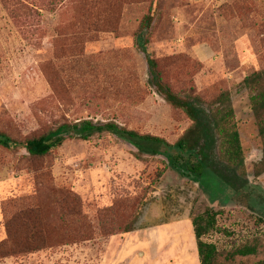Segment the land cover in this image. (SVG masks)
Wrapping results in <instances>:
<instances>
[{
	"label": "rangeland",
	"instance_id": "374dc122",
	"mask_svg": "<svg viewBox=\"0 0 264 264\" xmlns=\"http://www.w3.org/2000/svg\"><path fill=\"white\" fill-rule=\"evenodd\" d=\"M149 13L147 49L174 90H230L247 185L235 191L208 170L185 176L165 155L139 159L111 133L40 158L0 146V243L42 246L0 250V264H201L192 216L208 206L218 227L206 239L222 264H264L263 152L241 86L264 67V0H0V128L25 138L65 120H114L174 143L191 120L151 82L137 44ZM35 200L47 232L15 242L9 222ZM245 244L257 252L239 255Z\"/></svg>",
	"mask_w": 264,
	"mask_h": 264
},
{
	"label": "trees",
	"instance_id": "16d2710c",
	"mask_svg": "<svg viewBox=\"0 0 264 264\" xmlns=\"http://www.w3.org/2000/svg\"><path fill=\"white\" fill-rule=\"evenodd\" d=\"M155 15L149 13L144 17L141 32L137 36V44L147 55L151 73V82L157 92L174 108L182 110L191 120L187 129L174 143L166 138L146 132L131 129L114 120L96 122L90 118H80L75 121L65 120L54 129L38 135L16 138L0 128V146L7 149L25 148L32 157H45L53 150L61 147L67 139L78 138L90 140L96 134L111 133L135 147V155L139 159L165 155L167 162L176 166L183 175L196 179L203 177L208 170L221 178L235 191L242 190L247 185L245 159L246 152L242 140V132L238 121V112L231 99V92L225 89L211 99H205L200 94L185 90H174L162 77L156 58L147 49L146 32L151 26ZM241 86L248 95L254 124L257 127L255 141L263 152V158L255 167L256 175L264 172V67L246 75ZM66 203L67 201L64 200ZM37 202H25L9 222L14 230L12 239L23 232L44 238L45 218L40 213ZM135 206V205H134ZM218 212L208 206L201 213L192 216V223L197 240V249L201 264H222L219 260V249L215 242L206 238L218 227ZM135 230L132 225L123 229V234ZM31 243L19 244L12 241L0 243V250L16 253L27 248L38 249L41 245ZM257 252L255 246L245 244L237 248L242 256Z\"/></svg>",
	"mask_w": 264,
	"mask_h": 264
},
{
	"label": "crops",
	"instance_id": "0c3cea01",
	"mask_svg": "<svg viewBox=\"0 0 264 264\" xmlns=\"http://www.w3.org/2000/svg\"><path fill=\"white\" fill-rule=\"evenodd\" d=\"M131 233H132V232H131ZM131 233H128V234H131ZM128 234H126V235H128ZM123 238H124V237H123ZM123 238H122V239H123Z\"/></svg>",
	"mask_w": 264,
	"mask_h": 264
}]
</instances>
